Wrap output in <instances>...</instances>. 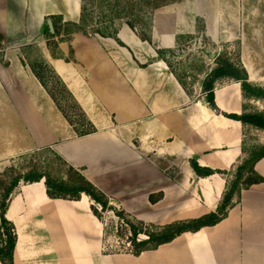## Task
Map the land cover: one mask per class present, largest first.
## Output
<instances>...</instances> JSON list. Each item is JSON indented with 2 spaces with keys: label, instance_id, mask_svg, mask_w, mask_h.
Returning a JSON list of instances; mask_svg holds the SVG:
<instances>
[{
  "label": "crops",
  "instance_id": "obj_1",
  "mask_svg": "<svg viewBox=\"0 0 264 264\" xmlns=\"http://www.w3.org/2000/svg\"><path fill=\"white\" fill-rule=\"evenodd\" d=\"M182 15L157 10L147 36L123 24L113 33L75 30L70 39L51 42L47 20L79 24L82 0H0V162L51 149L148 226L217 211L236 167L256 146L251 134L261 135L264 145V129L227 115L264 112V99L246 98L240 81L220 78L213 109L203 84L216 63L200 81V93L189 90L169 58L180 37L197 32V17L207 19L215 43L224 36L231 41L232 33H213L207 12L193 16L187 28ZM261 50L260 61L243 47L231 61L262 87ZM37 51L95 132L80 136L59 108L35 72ZM193 159L221 172L200 176ZM254 169L264 178V157ZM234 201L217 224L135 255L105 250L104 224L86 194L51 198L44 180L21 184L7 210L17 232L14 264H264V181Z\"/></svg>",
  "mask_w": 264,
  "mask_h": 264
},
{
  "label": "rangeland",
  "instance_id": "obj_2",
  "mask_svg": "<svg viewBox=\"0 0 264 264\" xmlns=\"http://www.w3.org/2000/svg\"><path fill=\"white\" fill-rule=\"evenodd\" d=\"M168 9H175L177 12L180 11L181 15L183 14L182 19L185 28L189 26V21H192L193 16H197V13L207 12L209 26L214 31L213 33L219 30L227 35L232 33L231 41L226 40L227 38L224 36V40L215 43L208 35L209 33L207 34V19L197 17V32L193 35H182L176 52L168 53L174 70L195 96L198 92L200 93V81L204 79L209 67L216 63V58L219 56L236 61L240 58V51L243 47L254 55L256 61L261 60L256 56H258V51L262 52L261 49L264 47V0H82V21L79 24H65L63 22L55 24L53 17H50L54 32L49 30L46 23V36L51 39V42H54L57 41V36L59 40L70 39L69 33L75 30H84L90 34L96 32L108 34L113 33L123 24H128L142 36H147L151 28L153 14L157 10ZM59 30L63 33L62 36L57 35ZM35 57L38 70L51 92L56 96L59 108L63 110L66 117H69V120L76 125L79 131L88 128L85 113L72 94L66 89L57 74L44 66L41 60H38V51ZM262 87L264 88V86ZM254 133L250 136L253 145H256L253 152L261 146L260 140L262 139L261 135ZM249 145H252L251 142ZM33 170L45 172L54 179L67 181H76L77 179L71 166L53 150L42 149L26 153L0 162V201L6 187L14 178L28 174ZM25 183L27 181L21 180L19 186ZM114 206L121 209L115 204ZM97 207L104 224L105 250L107 252H132L136 250L137 247L132 240L130 227L122 216L111 210H102L99 205ZM136 226L142 227L139 223ZM148 228L156 229L155 227ZM146 238V235L139 234L136 241L138 243Z\"/></svg>",
  "mask_w": 264,
  "mask_h": 264
},
{
  "label": "trees",
  "instance_id": "obj_3",
  "mask_svg": "<svg viewBox=\"0 0 264 264\" xmlns=\"http://www.w3.org/2000/svg\"><path fill=\"white\" fill-rule=\"evenodd\" d=\"M160 54L161 56L163 55L162 52H160ZM216 64V67L211 71L210 75L203 84V88L207 92L208 102L213 109L218 110L215 104L213 90L215 82L220 78H231L240 81L246 98H253L257 100L264 98V88L249 82L248 75L241 65H238L229 58L223 56H219L217 58ZM35 72L39 78H41L43 84L48 86L44 78L41 76L40 71L35 68ZM52 96L58 103L56 96L53 93ZM227 116L241 120L244 124H250L259 129H264V112H245L242 115L230 114ZM85 118L87 120L86 125L88 128L83 129L82 131H79L77 128V133L80 136L96 131L95 127L87 119L86 115ZM262 157H264V145H261L257 151H252L251 156L236 167L234 177L229 183L217 211L210 212L197 218L180 220L163 226H148L145 223L131 217L125 212V210L117 209L110 197H108L80 171L72 166L71 168L75 171L74 175L77 176L76 181L54 179L49 174L37 170H33L25 175H19L12 180L9 186L6 187L0 201V261L3 264H14L17 232L14 223L7 217V210L11 198L17 187H19L21 180L27 181L25 184L44 180L47 187V193L51 198L78 200L83 194H86L93 201L92 211L99 219H101V216L97 207L98 205L102 207V210H111L122 216L123 220L130 227L132 240L135 242L137 247V249L131 253L139 255L143 251L155 249L162 244L171 242L184 232H196L206 226H213L220 222L227 216L229 209L235 205V196L240 197L244 189L249 188L253 184L264 181V178L257 174L254 169L255 163ZM191 165L200 176H210L216 172H221L201 167L195 159L191 161ZM137 223H139L142 227L138 228L136 226ZM148 227H155L156 229L151 230ZM139 234H144L147 238L137 243L136 240ZM110 252L114 253V251Z\"/></svg>",
  "mask_w": 264,
  "mask_h": 264
},
{
  "label": "water",
  "instance_id": "obj_4",
  "mask_svg": "<svg viewBox=\"0 0 264 264\" xmlns=\"http://www.w3.org/2000/svg\"><path fill=\"white\" fill-rule=\"evenodd\" d=\"M47 25H48V28L51 32H54V27H53V22L51 19H48L47 20Z\"/></svg>",
  "mask_w": 264,
  "mask_h": 264
}]
</instances>
